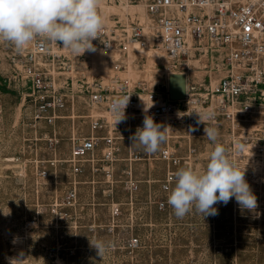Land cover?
<instances>
[{
  "label": "built area",
  "instance_id": "2783aa9c",
  "mask_svg": "<svg viewBox=\"0 0 264 264\" xmlns=\"http://www.w3.org/2000/svg\"><path fill=\"white\" fill-rule=\"evenodd\" d=\"M123 1L143 5L146 12L156 18L151 38L167 56L169 70L174 68L179 57L190 56L189 40L192 38L195 53L204 51L205 43L223 51L227 74L217 83L208 79L188 83L186 97L180 100L171 99L169 85H159L156 89L148 86L146 81L133 78L119 79L116 76L106 83L79 87L88 93L91 105L106 108L109 117L95 112L83 116L89 119L87 132H71L69 152L62 154L60 146L65 138L60 130L61 121L74 115L77 106L75 95H68V92L74 93L73 86L70 83L64 85L71 87L67 91L58 81L62 75L59 73L65 69L64 48L59 43L38 37L23 51L16 50L12 58L13 70L28 88L24 92V101L30 103L29 126L35 130V136L28 141L35 145L44 141L46 146L43 152L36 147L32 150L36 175L46 179L50 176V169L57 174L60 168H67L64 195L50 205L52 220L70 217L71 213L65 212L64 208L76 210L81 207L80 195L83 187L87 186L92 195L100 192L107 199L104 203L108 209L105 228L116 238L114 247L118 250L133 253L149 249L153 246V237L161 235L163 241L159 244L155 241L157 247H184L194 242L191 245V255L194 254L191 264H219L222 260L224 264H257L239 261V254L244 249L238 236L232 239L231 244L200 243L204 240L201 239L202 234L217 225L215 216L180 222L155 220L154 213L164 214L170 208L167 199L174 186V172L180 167H191V143H188L186 155L180 146L170 143L161 146L157 153L148 154L143 146L131 147L129 137L135 134L137 127H143L145 115L161 124L163 130L165 120L176 114L172 124L184 118L188 136H194L201 127L199 116L206 113L213 114L209 121L222 118L236 129L264 112V0ZM99 13L103 15L101 7ZM126 31L122 33L119 28L104 22L100 37L92 41L96 50L89 52L96 54L118 48L128 51L134 44L138 49L147 47L150 36L144 26L134 25L130 31L127 27ZM57 48L64 54L55 52ZM60 63L61 70L58 71L56 68ZM121 68H125L122 59L115 63V69ZM160 93L165 96L162 102ZM125 95L130 96L125 109L126 119L115 125L111 104ZM177 103H183L184 108L178 107ZM68 108L72 114H65ZM74 117L80 115L75 114ZM190 128L196 130L189 131ZM262 140L259 146L260 141H256L260 154H264V134ZM151 160H158L163 165L158 192L153 191L152 185L144 192L141 186L143 180L138 172L139 166ZM120 194H126V199L120 198ZM214 207L222 211L227 205L219 203ZM42 212L37 210L34 221L29 225L34 227ZM96 227V224H90L92 231ZM236 231L234 228L233 232ZM182 238L186 240L180 242Z\"/></svg>",
  "mask_w": 264,
  "mask_h": 264
},
{
  "label": "rangeland",
  "instance_id": "374dc122",
  "mask_svg": "<svg viewBox=\"0 0 264 264\" xmlns=\"http://www.w3.org/2000/svg\"><path fill=\"white\" fill-rule=\"evenodd\" d=\"M143 9L142 13L149 15L153 20V26L149 24L150 27L147 28L146 25H142L149 32L148 47L151 44L150 41L153 40L151 36L154 31L151 28L155 25V17L148 14L146 8ZM111 19H114V24H107L108 26H115L122 33H127V24L120 19L119 11L112 12ZM136 24L137 21L131 22L132 26ZM153 44H155L154 40ZM135 47L128 51H123L120 48L115 51L123 55L122 61L125 68L119 70L115 69L116 61L110 57L112 56L111 52H103L102 55L108 57L110 61L111 72L107 81L100 82L106 83L117 76L119 79L133 78L146 81L151 88L157 89L159 85H169L171 89L174 80L184 81L186 86L192 81L201 82L205 79L216 83L220 79L217 74L228 68L217 54L205 55L204 51H200L195 53L192 58L183 57L184 61L180 65L176 62L173 69L178 70L181 75L173 77L174 71L169 70L167 64L141 61L140 50ZM62 50L70 53L65 48ZM15 51L12 43L0 41V264H8V257H17L21 254L26 260L24 264H191V256L194 255H191V245L194 242L188 243L184 247L170 248L166 245L157 247L155 241L158 244L163 241L161 235L153 237L154 243L151 248L148 247L149 249H141L133 253L118 250L114 247L117 245L116 238L112 237L105 228L108 223V209L104 203L107 199L100 192L92 195L87 186L83 187L80 195L81 207H77L76 210L64 208V211L71 213V216L66 220H52L54 217L50 211V205L56 199L61 200L64 195L67 187L65 183L67 168H60L57 174L50 169V176L46 179H41L36 175L32 150L36 147L43 152L46 146L44 141H39L37 145L30 144L31 142L28 141L35 136V130L29 126L30 103L24 101V92L28 88L21 79L15 76L13 70L12 58ZM91 54L89 51H85L83 54L77 55V59L90 57ZM191 59H207L208 62L211 61L210 66L206 69H194V64L190 62ZM112 60L114 61L111 62ZM63 64L65 65V69L62 70L64 73L63 76L60 75L58 81L62 87L69 83L70 86H73L74 93L68 92V95H75L77 106L73 112L74 115L70 117H74L75 114L80 115V117H68L61 121L60 130L65 139L62 141L60 151L62 154H68L71 132H87L88 130L89 119L83 116L90 112L107 117L109 114L104 107L92 106L88 99V93L84 91V88H79L86 87V84L91 83L92 77L97 71L88 67L85 71L75 70L74 73L69 74L73 68L70 69L69 65ZM136 65L140 69L139 75L129 76V68ZM59 66L61 67V63L56 68L58 71L61 70ZM147 69L151 70L153 78H146ZM65 88L68 91L71 87ZM179 89L181 90V87ZM177 105L181 109L184 108L183 103H177ZM143 106L145 107L146 103ZM70 110V108L65 110V114H72ZM174 116L176 115L172 116L171 122L175 118ZM171 125L169 131L175 138L166 141L161 146L166 143L176 144L186 155L188 143H191L192 152L189 153V161L191 167L195 169H202L206 166L208 155L215 146L205 136L204 128L206 126L216 128L219 133L217 142L230 150V158L235 160L240 170L245 169V179L257 197L255 210L241 209L233 197L227 203L226 209L218 211V215L214 218V220H218L217 225L214 226L215 228L212 227L214 229L202 234L201 239L204 240L200 243L231 244L232 239L238 236L240 246L244 249L239 254V261L264 264V154L258 153L256 149V141H260L258 146L263 142L261 139L264 134V112L246 120L241 127L236 129L231 128L230 124L222 118L216 121L205 120V123L201 122L200 130L194 136H188L184 118L183 121L176 120ZM38 131L41 132V130ZM237 145L244 146L242 152L237 150ZM7 157L15 158V160L6 161ZM141 165L138 172L143 180L141 182L143 191L146 192L147 187L152 185L153 191L158 192L160 185L158 181L163 177L162 163L158 160H151L143 162ZM53 180H57L59 184H52V186L51 181ZM146 180L151 181L145 182ZM120 198L126 199V194H120ZM90 202L94 204L91 205ZM39 209L43 211L40 214V220L32 227L29 224L34 221L32 219ZM154 217L155 220L180 222V220H201L202 215L193 209L185 217L177 218L170 206L164 214L154 213ZM93 223L97 225L94 231L90 228V224ZM234 228L237 229L236 233L233 232ZM14 239L20 241L13 243ZM96 239L109 245L102 257L98 254V250L90 245V240ZM183 240L186 238H182L180 242ZM219 264H224V260Z\"/></svg>",
  "mask_w": 264,
  "mask_h": 264
},
{
  "label": "clouds",
  "instance_id": "9594fccd",
  "mask_svg": "<svg viewBox=\"0 0 264 264\" xmlns=\"http://www.w3.org/2000/svg\"><path fill=\"white\" fill-rule=\"evenodd\" d=\"M100 0H0V41L10 42L20 52L38 37L62 45L73 55L85 51H95L92 44L100 37L104 19L99 13ZM130 96L116 98L111 104L115 125L126 119L125 109ZM147 112V108L144 109ZM213 118L212 113L199 116L204 122ZM162 125L145 115L143 127H137L129 137L132 145L143 146L148 154L159 151L167 136ZM196 129L190 128L189 131ZM205 136L215 145L208 155V162L202 169L180 167L173 176V188L167 202L177 218L195 209L204 217L218 215L214 205L227 203L234 197L241 209L255 210L257 197L245 179V169L240 170L235 160L230 158V150L218 143V130L204 128ZM243 145H237L243 151ZM16 243V240H13ZM90 245L102 257L109 245L102 240H90ZM8 264H24L22 254L8 257Z\"/></svg>",
  "mask_w": 264,
  "mask_h": 264
},
{
  "label": "bare ground",
  "instance_id": "6f19581e",
  "mask_svg": "<svg viewBox=\"0 0 264 264\" xmlns=\"http://www.w3.org/2000/svg\"><path fill=\"white\" fill-rule=\"evenodd\" d=\"M101 2L102 3L100 4V7H101V10L103 11V15H104L103 19H104V22L106 24H111V23L114 24L113 23L114 19H111V14L114 11H119L120 19L127 24L129 31H130L131 26H132L131 25L132 21H137L136 25H146L147 28L150 27V25L153 26V24H152L153 20L149 17V15L142 13L144 9H143V5H141V4L131 5V4H129L123 0L116 1L117 3L114 0H102ZM155 22H156V18H155L154 24H155ZM151 29H153V28H151ZM153 40L150 41L151 44L148 47H144V48L139 49L140 50V53H139L140 54V60L141 61H148V62H156V63L160 62V63H163V65L167 64L166 66H167V68H169L170 66L168 64L167 56L165 55V53L163 51H161L159 48H157L155 44H153ZM135 46H137V44L136 45L134 44L133 47H135ZM204 47H205V49H204L205 55L217 54L220 59H223V56H224L223 51L216 49L212 44L205 43ZM136 48L137 47H135V49ZM55 50H58V48ZM55 52L62 54L64 51L61 52L58 50ZM108 52L112 53V54L110 53V55H112L110 57L114 58L115 61L123 59V55L120 52H115V50H109ZM189 52H190L189 57L192 58L195 55V41L192 38L189 40ZM65 54H66L65 55L66 58L64 59V63L66 65H69L70 69L73 68V70L70 71L69 74L74 73L75 70H81V71L84 70L85 71L86 68L90 67L91 69H94L95 71H97V73H95L94 76L92 77L91 84H96L97 82H100V81H104V82L107 81L106 79L110 75V72H111L110 71L111 65H110V61H109L108 57L102 55V53L91 54L90 57H84V58L81 57L79 59H77L78 58L77 55H73L72 53L65 52ZM113 61L114 60H112L111 62H113ZM183 61H184L183 57H179L177 64L180 65L181 62H183ZM190 62L192 64H194V69L200 70V69L209 68V66H210L209 63L211 61L208 62L207 59L206 60L205 59H202V60L191 59ZM172 70L174 71L172 73L173 76L174 75H181V74H179L178 70H175V69H172ZM63 73H64V71L61 72V74H63ZM139 73H140V69L137 65L130 67L128 70V75L131 77L138 76ZM226 74L227 73L225 71H222V72L218 73L217 76H219L221 79ZM153 77H154V75L151 72V70H148V72H146V78L151 79ZM164 97L165 96H163L161 94V99H160L161 102L163 100H165ZM171 118H172V116L170 118H168L167 120H165V124H164V128H166L165 129V135L167 136V140L175 138L174 136L171 135V133L169 131L170 126H172L171 125V123H172ZM10 158L11 157H7L6 161H14L15 160V158H13V157H12L13 159H10ZM56 183H57V185L59 184V182L57 180L51 181V185L56 184ZM19 241L20 240L16 241V243Z\"/></svg>",
  "mask_w": 264,
  "mask_h": 264
},
{
  "label": "water",
  "instance_id": "95a60500",
  "mask_svg": "<svg viewBox=\"0 0 264 264\" xmlns=\"http://www.w3.org/2000/svg\"><path fill=\"white\" fill-rule=\"evenodd\" d=\"M179 87H181V90L179 89ZM170 97L171 99H174V100H180L186 97V85L184 81L178 82L177 80H174V82L171 84Z\"/></svg>",
  "mask_w": 264,
  "mask_h": 264
}]
</instances>
